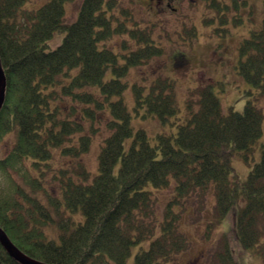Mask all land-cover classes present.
I'll return each mask as SVG.
<instances>
[{"label":"trees","instance_id":"1","mask_svg":"<svg viewBox=\"0 0 264 264\" xmlns=\"http://www.w3.org/2000/svg\"><path fill=\"white\" fill-rule=\"evenodd\" d=\"M27 1L0 0L5 76L0 139L14 136L0 156V226L11 241L52 264H124L131 245L149 238L136 252L135 264H180L179 253L189 242L181 230L183 215L200 210L212 195L214 221L234 208L235 237L254 248L264 235V143L241 183L230 178L229 157L241 151L247 159L261 134L257 100L264 95V17L239 43L238 74L249 84L241 110L222 112L211 83L190 90L183 115L177 113L172 78L132 84L142 115L161 121L175 117L170 123L176 131L158 132L151 142L141 128L133 134L121 79L130 65L161 53L149 27L138 25L120 0H81L70 22L65 21L67 0H34L38 4L32 7ZM207 4L219 9L225 24L231 8L233 20L242 21L241 0ZM57 29L65 33L49 49L47 39ZM127 29L121 49L107 45L106 39ZM109 68L114 75L103 79ZM102 126L106 133L91 173L82 155ZM132 134L125 151L123 140ZM56 153L68 161L57 162ZM74 211L82 219H75ZM231 256L224 236L219 258L225 264ZM0 264L21 263L0 244Z\"/></svg>","mask_w":264,"mask_h":264},{"label":"rangeland","instance_id":"2","mask_svg":"<svg viewBox=\"0 0 264 264\" xmlns=\"http://www.w3.org/2000/svg\"><path fill=\"white\" fill-rule=\"evenodd\" d=\"M81 0H67L64 2L65 21H72L78 11ZM208 0H120V4L132 10L133 17L140 26L149 27L153 40L161 47V53L154 55L145 62L130 65L121 79L126 81L123 90L124 101L130 113V125L133 134L139 128L143 129L149 140L153 142L158 132H175L176 126L170 123L174 115H169L167 121H161L155 116L142 115L143 107L134 102L132 84L140 83L147 86L152 78L167 76L174 79L175 97L178 114L183 115L189 92L197 85L211 83L212 90L218 96L221 111L226 112L230 106L241 110L246 98L244 90L249 84L238 74L239 43L249 35L250 30L259 29L264 17L262 0H241L238 6L241 12L240 23L233 20L234 11L225 15L229 19L222 22L223 15L218 18L219 9H213L207 4ZM226 1V0H225ZM40 2V1H39ZM34 0L27 1L26 7L37 5ZM115 24V21H112ZM128 21V26H131ZM64 29H57L47 39V47L54 48L60 43ZM120 34H113L105 42L112 49H121V39L128 38V29ZM118 51V50H117ZM114 75L107 69L103 79ZM262 109L261 134L252 145L248 158L241 151H234L229 159L232 166L230 178L239 183L246 179L249 170L260 159L262 144L264 143V95L257 100ZM106 130L102 126L97 130L89 150L82 155L91 173L96 171L99 143ZM125 137L124 150H128L133 137ZM12 133L5 134L0 139V156L5 154L12 142ZM57 162H65L66 157L56 153ZM54 165L56 162H54ZM118 163L115 164V168ZM50 172V171H49ZM48 179L49 174L46 173ZM50 188L53 185L47 183ZM55 192V191H54ZM167 195L169 190H166ZM209 193V191H208ZM165 198V196H163ZM164 201V199H162ZM214 198L208 195L203 207L195 211L188 209L181 221V230L189 236L186 248L179 253L180 264H223L219 258L222 250L224 235L231 250L232 262L225 264H263L264 235L260 237L254 248H245L235 237L234 212H229L215 222ZM193 211V212H192ZM75 219H82L80 211L71 212ZM260 225L264 232V215ZM49 234H52L50 232ZM150 239L133 243L124 264H135V254L141 248H146Z\"/></svg>","mask_w":264,"mask_h":264},{"label":"water","instance_id":"3","mask_svg":"<svg viewBox=\"0 0 264 264\" xmlns=\"http://www.w3.org/2000/svg\"><path fill=\"white\" fill-rule=\"evenodd\" d=\"M4 91H5V76L0 62V108L4 99ZM0 244L12 258H14L16 261H18L21 264H52L34 258L28 255L27 253H25L24 251H22L11 241V239L9 238V236L1 226H0Z\"/></svg>","mask_w":264,"mask_h":264}]
</instances>
